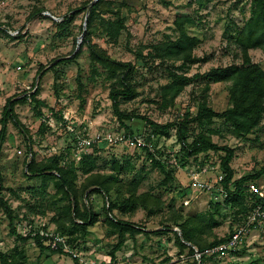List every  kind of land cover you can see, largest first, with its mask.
<instances>
[{"label": "rangeland", "instance_id": "rangeland-1", "mask_svg": "<svg viewBox=\"0 0 264 264\" xmlns=\"http://www.w3.org/2000/svg\"><path fill=\"white\" fill-rule=\"evenodd\" d=\"M86 1L89 0H0V116L8 97L29 91L34 85L39 88V97L47 105L42 107V111L49 117L47 123L50 125L49 130L40 132L41 119L34 115L30 104L15 105V112L27 134L8 123L6 139L0 148V195L16 215L18 232L30 220L33 229L45 228L49 233L56 232L52 220L54 211L49 205L30 207L36 204V200L30 196V189L40 187L43 181L25 174L29 162L28 151L32 150L38 163L48 162L53 155L65 153L66 161L73 160L77 164L80 152L75 146V136L93 138L100 135L95 143L103 145L98 152L99 168L89 177L117 174L112 169L115 160L120 166H125L126 169L117 174L121 181L110 188L109 200L120 201L134 193L139 199L136 208L125 213L115 210L114 213L118 219L144 227L147 233L126 235L123 246L111 256L110 251L118 236L114 226L104 218L105 198L101 194H94L89 201L98 214V221L89 226L85 237L69 242L67 251L75 252L79 261H92L93 264H188L192 257L187 249L179 254L174 234L156 229L171 225L178 230L172 219L177 215L186 219L198 213H212L220 224L202 235V240L209 242L214 238L227 237L241 221L239 215L235 214V208L224 203L225 194L217 188L218 182H214L219 175L223 176L220 155L209 151L184 158L174 130L155 138L153 148L159 159L167 169H174L172 181L162 185L164 174L158 167H153L144 154L145 150L102 140L108 133L118 135L128 132L113 114L108 97L111 81L105 80L103 75L92 76L90 58L85 48L75 62L61 63L56 68L58 95L55 93L56 72L50 67L59 58L72 56L80 47L83 28L86 31L85 10H79L65 28H60L59 22L63 15L82 7ZM112 1L114 9L117 5L120 7L127 29L122 31L117 42L108 40L98 31L92 34V41L112 58L135 65L132 81L137 96L130 101H122L119 105L122 111L134 112L160 124L176 120L185 111L195 112L204 86L202 75L209 68L241 62L235 56L236 48L224 39L223 31L230 20L241 23L244 17L249 16V0H202V6L198 0ZM177 14L191 17L192 23L186 24L187 32L199 39L192 55L196 59L206 56L207 61L184 64L177 58L155 55L153 45H163L178 36L174 25ZM102 16L113 17L111 13ZM249 54L251 60L264 69V51L251 49ZM43 66H46L41 72L44 74L40 79L35 78L38 69ZM169 70L184 73L190 77V81L176 97L173 106L164 108L161 106L160 88L169 81ZM78 74L83 82L81 89L76 80ZM227 86V82L211 84L208 95L215 111H222L228 106ZM51 107L63 118L68 117L75 134L55 121ZM127 124L133 134H148L149 128L141 119H132ZM210 128L214 130L211 134L213 142L233 148L230 165L236 178L255 173L264 166V117L257 128L242 136L235 135L231 127L219 119ZM205 155L208 159L201 163ZM202 168L207 170L200 178L213 185L210 190L192 185L190 172ZM86 177L79 175L78 188L88 181ZM260 177L263 178L264 174ZM132 178L138 181L137 186L128 183ZM46 185V196H50V199L60 196L53 180L47 179ZM183 199L188 200L186 205L182 203ZM150 208L154 210L149 212ZM8 221L0 206V251L4 252H11L16 245L9 232ZM19 247L25 253V264H73L71 255L52 253L49 249L41 251L30 240L19 244ZM251 261L264 264V226L250 231L235 251L209 256L201 264H245Z\"/></svg>", "mask_w": 264, "mask_h": 264}, {"label": "trees", "instance_id": "trees-1", "mask_svg": "<svg viewBox=\"0 0 264 264\" xmlns=\"http://www.w3.org/2000/svg\"><path fill=\"white\" fill-rule=\"evenodd\" d=\"M92 0L86 1L82 7L75 9L69 14L63 15L59 22L60 28H65L71 23L79 10H85L86 13V31L82 37V42L78 50L70 57L59 58L50 69L55 70L56 76L54 80V90H57V67L61 63L75 62L80 51L86 49L90 58L92 76L103 75L105 80L111 81L108 97L111 100L113 114L121 125L126 129V134H133V131L127 124L132 119H141L144 121L148 129V139L151 134L155 138L168 135L174 130L176 141L180 145V150L184 154V158L190 156H198L209 151L217 152L220 155V167L222 170V179L220 181L222 190L225 194L224 203L231 208H235V214L242 220L246 212L249 210L253 201V196L247 192L246 185L248 182L259 178L264 174V166L252 174H246L239 178L235 177V173L230 163L234 156L233 148L228 145H218L211 139L214 130L210 125L217 119L228 124L235 135L242 136L251 133L257 128L264 117V69L251 60L249 51L251 49L260 48L264 51V0H249V16L244 17L241 23L230 20L223 31V37L228 44L233 45L241 60L240 64L231 63L226 66H213L209 68L202 76L204 78V86L197 100L195 112L185 111L180 118L169 121L164 124L156 123L145 116H140L134 112H125L119 108L122 101H130L137 96V91L133 85V75L135 73V65L130 61H121L112 58L102 47L92 41V34L101 32L108 40L117 42L123 30L127 29L125 17L121 15L120 7L117 5L113 8L112 0H96L89 8L88 4ZM199 5H203L204 1L198 0ZM111 13L113 17H103L102 14ZM192 23L189 15L177 14L174 25L178 36L163 45H153L155 55L158 57L177 58L182 60L184 64L187 62H196L197 60L207 61L205 56L202 59H196L192 55L193 48L198 44L199 39L189 35L186 24ZM55 60V59H54ZM46 66L40 67L36 73V77H42L41 72ZM101 69V71H100ZM169 81L162 85L161 90V106H173L176 97L182 92L190 77L184 73H177L169 70ZM199 76V75H194ZM78 87L83 88V82L80 75L76 76ZM227 82L228 106L222 111H215L210 105L209 90L212 83ZM39 88L32 86L29 91L14 94L7 98L0 116V148L4 143L7 135V125L11 122L21 133L27 134V131L15 112V105L18 103H29L35 116L41 119L39 125L40 132L50 129L47 123L48 116L42 111V107H46V103L39 97ZM52 111L51 115L55 121L63 122L62 114ZM31 142V137H29ZM29 146V145H27ZM103 145L92 144L88 152L82 153L77 164L73 160L66 161V154L59 153L53 155L48 162L38 163L35 161L32 150L28 151L29 162L26 164L25 174L32 177L42 179L40 187H32L30 196L36 200V204L30 205L35 208L42 205H49L54 211L55 217L52 218L56 225V232L65 237L66 243H73L80 238L85 237L88 233L89 226L94 225L98 221V214L93 210L89 201L94 194H101L105 198L104 218L114 226L118 239L110 251V255L118 251L126 240V235L133 236L136 233H147L146 229L139 224L131 221L118 219L114 211L125 213L134 210L138 204V197L131 193L122 200H109V191L121 179L117 174H121L125 166H120L118 161H113L112 169L117 174L89 177L98 167V152ZM144 154L151 161L153 167H158L164 174L161 184L165 185L172 181L173 170L167 169L164 163L158 157L157 151L150 152L145 150ZM203 163L208 157H203ZM185 161V160H184ZM79 175L87 176V182L82 184L80 188L77 186ZM53 180L56 192L60 196L50 199L46 196V180ZM133 186L138 185V181L132 178L128 181ZM1 174H0V189ZM184 194V193H183ZM39 199V200H38ZM211 204V203H210ZM0 206L8 217L9 232L14 237L16 245L11 252L0 251V264H25V253L19 244L27 241H33L41 250L49 249L52 253H60L71 255L68 251H64L61 244L56 248H52L50 243L46 242L47 238L37 234L27 233L22 235L18 233L15 223L16 215L11 206L0 195ZM156 209H158L156 207ZM160 209V208H159ZM158 209V210H159ZM154 209L150 208L149 212ZM178 230H174L171 225H164L158 232H172L175 236L176 246L179 254L187 249L192 261L188 264H197L194 258L195 250L201 252L200 262H204L209 256L204 251L210 247L227 241V237L214 238L212 241L204 242L202 235L210 229L218 226V222L212 213H198L195 216L182 219L181 215L172 217ZM171 219V220H172ZM31 222V220L29 221ZM45 229V228H44ZM155 231V230H154ZM181 233V236L179 235ZM189 242L191 245H187ZM75 245V244H74ZM72 256V255H71ZM73 264H78L77 257H72ZM243 264V263H230ZM245 264H257L256 261Z\"/></svg>", "mask_w": 264, "mask_h": 264}, {"label": "built area", "instance_id": "built-area-1", "mask_svg": "<svg viewBox=\"0 0 264 264\" xmlns=\"http://www.w3.org/2000/svg\"><path fill=\"white\" fill-rule=\"evenodd\" d=\"M63 121L64 123L60 121V124L66 126L70 133L75 134L74 127L68 121V117H64ZM99 136L100 135H97L93 138L87 137L85 135L75 136V146L77 151L80 152L78 158H80V155L82 153L88 152L93 143H97L99 141ZM102 140H105V142L109 144L123 143L130 148L149 150L150 152L155 151L153 148V141L155 140V136L153 134H151L148 139V136L146 134L130 135L122 133L116 135L108 133L103 137ZM206 170V168H202L200 170H194L190 172V179L193 186H196L198 189L207 190H210L213 187V185L202 181L200 178ZM221 179L222 175H219L214 180V182H218L219 186L217 188H219L220 192L224 194L220 184ZM246 190L253 196V201L250 205L249 210L246 212L242 220L234 226L233 231L230 233L227 241L206 249L204 251L205 254H215L216 256H218L233 252L239 248L240 243L250 231L257 228H262L264 226V177H260L248 182L246 185ZM182 203L186 205L188 203V200L183 199ZM18 233L22 235H26L27 233H31L34 235L38 233L40 236L47 238L46 242L50 243L52 248H56L59 244H61L63 250L67 251L68 244L66 243L65 237L61 236L57 232L49 233L44 228L40 230L33 229L31 222H27L24 229L19 231ZM68 252L71 253L72 257H77L78 259V255L75 252H72L71 250ZM193 256L196 259L197 264H201V252L195 250ZM79 262L80 264H93L92 261H83L82 259Z\"/></svg>", "mask_w": 264, "mask_h": 264}, {"label": "water", "instance_id": "water-1", "mask_svg": "<svg viewBox=\"0 0 264 264\" xmlns=\"http://www.w3.org/2000/svg\"><path fill=\"white\" fill-rule=\"evenodd\" d=\"M96 0H92L89 4H88V8L95 2ZM85 20H86V17H85ZM84 32H85V28H83V31L80 35V37H82L84 35ZM179 235L181 236V233L179 232ZM187 245H191L189 242H185Z\"/></svg>", "mask_w": 264, "mask_h": 264}]
</instances>
